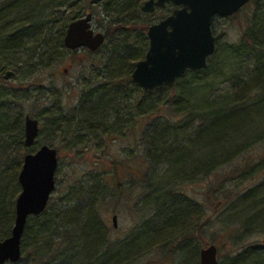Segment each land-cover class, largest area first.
Returning <instances> with one entry per match:
<instances>
[{
	"label": "trees",
	"instance_id": "trees-1",
	"mask_svg": "<svg viewBox=\"0 0 264 264\" xmlns=\"http://www.w3.org/2000/svg\"><path fill=\"white\" fill-rule=\"evenodd\" d=\"M146 1L104 0L99 3L101 13L107 19L101 25L106 42L95 52L81 49L97 55L95 67L98 69L99 79L90 80L72 112H66L59 95L51 106L41 110L37 116L40 117L41 113L47 115L51 119V128L63 138L72 132L83 137L88 136L89 132L91 134V131H105L108 125L113 128L122 127L121 122L129 118L134 120L137 112L144 119H160V115L166 118L163 111L168 108L171 110L170 116L179 117L178 120L174 122L168 117L166 121H150V126L144 132V161L148 171H154L162 165L170 166L184 161L178 157V153L184 150L183 142L180 137H172L189 120L183 118L185 112L182 106L185 104L182 103L177 86L189 75L195 78L207 71L214 54L209 57L206 68L198 72L187 70V73L177 77L174 87L163 85L143 93L132 83L131 76L137 61L147 53L148 27L157 22V19L161 20L172 13L175 8V5L167 2L165 8L145 13L142 5ZM94 7L90 0H0V240L11 235L15 224L16 199L22 190L18 175L25 154L34 152V145L27 147L25 144L24 122L25 116H32L33 113L26 107L32 85L25 82L26 78L18 82L5 79V72L13 70L15 73L21 68L25 61L20 59L21 55L28 57L25 62L37 59L44 67L42 71L57 67L56 64L67 56L76 57L79 50L71 51L64 43L66 28L72 20L86 15ZM262 7H257L242 34L241 43L238 44L239 48L247 46L254 51L257 73L251 82L241 79L235 85L236 104L231 110L213 111L204 129L198 128L195 131L197 136L204 133L208 137V143L209 139L213 143L216 140L213 135L221 134L226 125H233L235 122L234 127L239 129L238 121H241V116L238 114L242 113L247 99L254 89L264 92ZM31 83L38 84L33 80ZM190 85L189 83V87ZM135 91L138 96H133L132 99L131 94ZM44 93V89L37 90L34 106ZM71 124H75L76 128L71 127ZM215 155H209L208 161L202 160L198 167L190 169L196 173H189L181 180H171L165 185L152 179L150 171L144 173L139 179L144 188V206L139 211L136 228L124 239L112 238V229L101 215L100 203L106 198L105 189L109 187L107 182L111 175H93L87 182L72 185L61 198L51 196L45 211L28 219L21 241L24 261L9 264H135V258L125 252V249L131 243L137 244L146 232L150 237L146 239V245L156 250L154 258L147 264H200V250L196 242L202 240L200 235L204 233L205 224L201 223V213L196 211L199 203L189 197L184 184L192 183L196 177L204 179L210 174L216 165ZM174 156L178 159L173 160ZM227 180L229 179L225 178L215 186L212 182L207 188V198L212 202L218 199L217 206L221 205L219 197L222 183ZM235 222L237 221L228 222L224 228L225 231L233 229L235 234L234 248L226 252L229 255L233 250H238L232 258V264H264V244L245 243L249 222L241 218V225L238 227L234 226ZM217 243L218 240L206 245ZM221 255L224 256L222 252Z\"/></svg>",
	"mask_w": 264,
	"mask_h": 264
},
{
	"label": "rangeland",
	"instance_id": "rangeland-1",
	"mask_svg": "<svg viewBox=\"0 0 264 264\" xmlns=\"http://www.w3.org/2000/svg\"><path fill=\"white\" fill-rule=\"evenodd\" d=\"M256 1H250L235 15L214 18L212 26L217 36V51L209 68L195 78L189 75L177 86L182 103L185 104L182 106L185 112L183 118L190 120L187 121V125L183 124L184 128L175 133L176 136L172 134L174 139L180 137L183 142L184 150L178 153V157L184 161L170 166L162 165L154 171L149 170L153 175L152 179H157V182L165 185L171 180H181L189 173L191 175L196 173L190 169L198 167L202 160L208 161L209 155H217L214 161L216 165L210 174L204 179L196 177L192 183L184 184V187L189 197L199 203L196 211L201 213V223L205 224L204 233L200 235L202 240L196 242L197 247L201 250L207 243L218 240L216 246L219 248V264H232V258L238 251L235 249L226 255L227 251L234 248L235 236L233 229L225 231L228 222L237 221L236 225L233 224L237 227L241 225V218L249 222L245 235V243L248 245H261L264 238V92L254 89L244 104L242 113L238 114L241 116L239 117L241 121H238L240 128L234 127L235 122L233 125H226L221 134L213 135L218 143H214L216 140L210 143V139L208 143V137L204 133L201 132V135L197 136L195 131L198 128L204 129L213 111L231 110L236 104L235 85L241 79L251 82L257 73L254 51L247 46L241 48L238 46L257 7L264 4V0ZM90 11L94 14L93 29L103 31L101 25L106 23L107 19L101 13V6L96 4ZM158 15L155 17L160 18ZM94 55L79 49L76 57L67 56L56 64L57 67L45 68L43 71L41 69L44 67L37 59L25 62L28 57L21 55L20 59L25 61L8 79L18 82L26 78L25 82L32 85L30 86L32 93L26 107L28 111L33 112L32 117L38 118L40 122V134L34 143V152L47 143L58 150L57 188L52 198H61L72 185L87 182L93 175L101 177L105 174L111 175L107 182L109 187L105 189L106 198L101 201L100 208L102 218L112 229V238L118 240L129 236L136 228L140 217L139 211L144 206V188L139 180L144 173L149 172L144 161L146 153L144 132L155 120L166 121L170 117L176 122L179 117H171V110L168 108L163 111L166 118L160 115V119L156 117L153 120L139 117L137 112L134 120L129 118L121 122L122 127L113 128L108 125L105 131L98 133L91 131V134L89 132L88 136L83 137L77 136L76 132L67 134L65 138L60 136L51 128V119L42 113L38 117L37 113L51 106L59 95L63 99L62 104L66 112L68 110L72 112L90 80L99 79V72L95 67L97 55L95 53ZM32 80L41 85H33ZM39 89L42 91L44 89L45 93L34 106L37 95L35 93ZM131 95L133 99L137 92ZM131 98L129 97V100ZM189 113L191 115H188ZM71 125L76 128L75 124ZM232 127L234 129H231ZM178 157L174 156L173 160H177ZM252 168L255 169L249 172ZM225 178L229 180L222 183L219 197L221 205L217 206L218 199L212 202L207 198V188L212 182L215 186ZM113 215L118 217L117 227L111 218ZM142 236L143 239L137 241V244L131 243L125 249V252H129L135 258V264H147L155 256L156 250L146 245V241L150 239L149 233L146 232ZM221 252L224 254L223 257ZM20 261L24 260L21 258Z\"/></svg>",
	"mask_w": 264,
	"mask_h": 264
},
{
	"label": "water",
	"instance_id": "water-1",
	"mask_svg": "<svg viewBox=\"0 0 264 264\" xmlns=\"http://www.w3.org/2000/svg\"><path fill=\"white\" fill-rule=\"evenodd\" d=\"M102 1L90 0L93 5ZM167 2L176 8L148 27L147 53L137 61L132 71L131 81L143 93L163 85L174 87L177 77L187 73V70L198 72L206 68L209 57L217 50V36L212 26L214 18L234 15L250 0H147L142 10L152 13L156 8H165ZM93 16L92 12H87L68 24L64 36L68 49L76 51L85 48L94 52L106 42L105 33L93 29ZM12 74V70L7 71L4 78L8 79ZM24 122L25 144L31 147L40 134V122L29 114ZM25 155L18 175L22 190L16 199L15 224L11 235L0 240V264L20 262L23 256L21 241L28 219L45 211L57 188L58 150L47 143L36 152ZM111 218L117 227L118 217L113 215ZM218 249L215 244L202 248L200 264H219Z\"/></svg>",
	"mask_w": 264,
	"mask_h": 264
},
{
	"label": "flooded vegetation",
	"instance_id": "flooded-vegetation-1",
	"mask_svg": "<svg viewBox=\"0 0 264 264\" xmlns=\"http://www.w3.org/2000/svg\"><path fill=\"white\" fill-rule=\"evenodd\" d=\"M166 4H167V3H166ZM172 5H173V4H172ZM175 8H176V6H175ZM175 8H174V9H175ZM71 51H72V50H71ZM89 51H90V50H89ZM91 52H92V51H91ZM94 52H95V51H94ZM64 71H65V70H64Z\"/></svg>",
	"mask_w": 264,
	"mask_h": 264
},
{
	"label": "bare ground",
	"instance_id": "bare-ground-1",
	"mask_svg": "<svg viewBox=\"0 0 264 264\" xmlns=\"http://www.w3.org/2000/svg\"><path fill=\"white\" fill-rule=\"evenodd\" d=\"M83 49H85V48H83ZM87 50V49H86Z\"/></svg>",
	"mask_w": 264,
	"mask_h": 264
}]
</instances>
